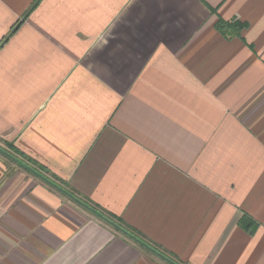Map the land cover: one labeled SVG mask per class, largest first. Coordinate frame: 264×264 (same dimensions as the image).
Instances as JSON below:
<instances>
[{
	"label": "crops",
	"instance_id": "0c3cea01",
	"mask_svg": "<svg viewBox=\"0 0 264 264\" xmlns=\"http://www.w3.org/2000/svg\"><path fill=\"white\" fill-rule=\"evenodd\" d=\"M171 262L264 264V0H0V264Z\"/></svg>",
	"mask_w": 264,
	"mask_h": 264
},
{
	"label": "trees",
	"instance_id": "16d2710c",
	"mask_svg": "<svg viewBox=\"0 0 264 264\" xmlns=\"http://www.w3.org/2000/svg\"><path fill=\"white\" fill-rule=\"evenodd\" d=\"M215 28L218 32H220L223 36L228 37L231 35H237L243 28H244V24L243 23H239L237 21L234 22H225L221 19H218L215 23ZM6 147L8 148V152L14 156H17L18 151L16 149H14L11 145L7 144ZM80 200L87 204L90 208L99 211L95 206L89 204L87 201L83 200L80 198ZM103 215V214H102ZM104 216V215H103ZM106 217V216H105ZM109 220H111L112 222H114L115 224H117L118 226H120L121 228H124L125 231L130 232L133 234L131 229H128L127 227H125L120 221L114 219L113 217L108 216L107 217ZM239 225L242 226L246 231H251V227L254 226L253 222L250 221L248 218L246 217H241L239 219Z\"/></svg>",
	"mask_w": 264,
	"mask_h": 264
},
{
	"label": "water",
	"instance_id": "95a60500",
	"mask_svg": "<svg viewBox=\"0 0 264 264\" xmlns=\"http://www.w3.org/2000/svg\"><path fill=\"white\" fill-rule=\"evenodd\" d=\"M8 155V154H7ZM10 156V155H8ZM11 157V156H10ZM14 159V158H13ZM18 163L22 164L20 161H18L17 159H15ZM25 168H27L28 170L36 173V171H34L33 169H31L30 167L22 164ZM61 191H63L66 195H68L70 198H72L74 201H76L77 203H79L80 205L84 206L85 208H87L89 211H91L92 213H94L95 215H97L99 218L103 219L105 222L109 223L110 225H112L113 227H115L116 229H118L119 231L123 232L125 235L129 236L132 240L136 241L137 243H139L140 245H142L143 247L147 248L148 250H151L152 252L157 253L159 256L165 258L163 255L159 254L158 252H156L154 249H152L149 245H147L146 243H144L143 241H141L140 239H138L137 237H135L134 235L130 234L129 232L125 231L124 229H122L120 226H118L117 224H115L114 222H112L111 220H109L108 218H106L105 216H103L102 214L98 213L96 210L90 208L87 204L83 203L81 200H79L78 198H76L75 196H73L72 194H70L69 192L61 189ZM172 263V262H171ZM174 264V263H172Z\"/></svg>",
	"mask_w": 264,
	"mask_h": 264
}]
</instances>
